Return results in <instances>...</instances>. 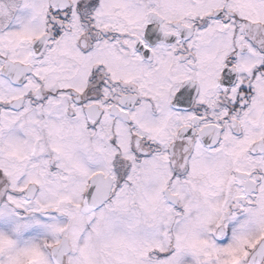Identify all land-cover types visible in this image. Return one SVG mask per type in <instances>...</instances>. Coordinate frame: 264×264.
<instances>
[{"label":"snow or ice","instance_id":"6c2138e0","mask_svg":"<svg viewBox=\"0 0 264 264\" xmlns=\"http://www.w3.org/2000/svg\"><path fill=\"white\" fill-rule=\"evenodd\" d=\"M0 264H264V0H0Z\"/></svg>","mask_w":264,"mask_h":264}]
</instances>
